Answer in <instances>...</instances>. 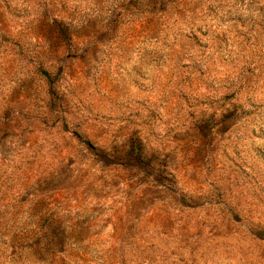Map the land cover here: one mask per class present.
Segmentation results:
<instances>
[{
  "label": "rangeland",
  "instance_id": "374dc122",
  "mask_svg": "<svg viewBox=\"0 0 264 264\" xmlns=\"http://www.w3.org/2000/svg\"><path fill=\"white\" fill-rule=\"evenodd\" d=\"M0 264H264V0H0Z\"/></svg>",
  "mask_w": 264,
  "mask_h": 264
}]
</instances>
